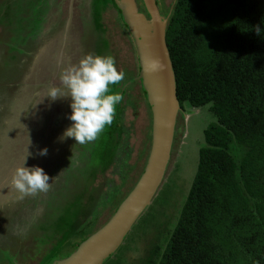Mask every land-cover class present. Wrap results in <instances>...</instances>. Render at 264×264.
<instances>
[{
  "label": "trees",
  "instance_id": "16d2710c",
  "mask_svg": "<svg viewBox=\"0 0 264 264\" xmlns=\"http://www.w3.org/2000/svg\"><path fill=\"white\" fill-rule=\"evenodd\" d=\"M0 5L7 33L29 38L41 29L46 9L29 0ZM94 7L98 53L111 56L102 13L113 8L123 20L121 10L114 0H95ZM140 8L149 17L144 4ZM160 13L168 17L165 41L181 108L210 105L216 121L204 130L198 166L168 239L147 244L142 259L136 255L125 264H264V0H175L170 14ZM12 40L14 51L18 41ZM122 104L92 142L83 169L71 172L66 201L54 211L47 207L41 233L32 234L41 251L68 246L39 264L67 257L96 231H87V217L99 196L105 200L95 186L99 175L121 165Z\"/></svg>",
  "mask_w": 264,
  "mask_h": 264
},
{
  "label": "rangeland",
  "instance_id": "374dc122",
  "mask_svg": "<svg viewBox=\"0 0 264 264\" xmlns=\"http://www.w3.org/2000/svg\"><path fill=\"white\" fill-rule=\"evenodd\" d=\"M136 1L140 7L142 0ZM156 1L161 12L171 13L175 0ZM103 21L116 55L117 68L124 72V81L131 80L137 76L139 70L134 40L114 9L104 14ZM62 36L63 33L56 39L40 42L26 59V66L22 65L23 71L19 69L20 73L24 72L20 81L23 84L20 87L16 84V88L10 90L9 98H0V264L6 257L11 259L22 254L23 258L28 256L30 259L20 264H39L47 258V254H61L68 247L64 246L57 251L53 246L46 251L36 247L33 235L41 233L38 227L44 221L41 219L42 215L39 217L41 220L34 223L32 242L22 245V249L15 248L18 243L28 241L27 232L24 230V226L28 225L24 219L29 209L26 207H41L44 214L47 207L54 211L56 206L60 205V200L66 201L65 192L72 184L69 180L72 179L71 172L80 173L88 157L90 158L86 151L93 148L92 142L77 145L72 138L63 141L58 139L62 130L71 123L66 118L70 111L69 98L52 100L46 96L47 90L53 86L59 88L61 94L67 95V89L60 83L59 73L69 63L75 64L83 55L78 53L76 42L72 41L70 36L67 41ZM5 37H8L7 34ZM10 37L18 41L14 43L16 48L12 51L17 58L22 54L21 46H30V39L25 38L21 32L11 34ZM8 40L12 41L10 38ZM10 66L11 62L6 64V69L0 68V91L8 84L10 75L8 76L7 72ZM32 67L39 68V72L31 70ZM13 72L15 71L11 70L9 74ZM127 96L121 120V165L116 170L112 166L107 172L99 175L95 182V186L101 187L100 195L102 194L105 200L99 196L94 211L87 217V221L90 220L86 227L89 232L97 230L109 219L117 202L135 185L144 170L150 150L151 106L139 81L129 85ZM209 106L192 107L186 103L181 108L177 116L171 158L162 183L151 204L145 208L120 246L104 264H125L136 255L142 259L145 254L142 247L147 244H160L168 239L198 166L199 148L204 144V130L211 122L216 121V116ZM42 147H47V155H35ZM27 150L33 155L26 157L25 166H41L48 173L51 183L46 192L18 199L19 193L12 188L11 177L14 169L22 165ZM61 170L63 172L59 174ZM52 177L54 178L51 181ZM14 230H22L21 232L26 234H20L22 239L13 241ZM9 250L13 252L10 253Z\"/></svg>",
  "mask_w": 264,
  "mask_h": 264
},
{
  "label": "water",
  "instance_id": "95a60500",
  "mask_svg": "<svg viewBox=\"0 0 264 264\" xmlns=\"http://www.w3.org/2000/svg\"><path fill=\"white\" fill-rule=\"evenodd\" d=\"M136 46L142 82L151 106V145L144 170L115 212L67 257L53 264H102L121 244L132 225L151 204L159 189L174 141L181 106L172 62L165 41L168 17L163 18L156 0H114Z\"/></svg>",
  "mask_w": 264,
  "mask_h": 264
},
{
  "label": "clouds",
  "instance_id": "9594fccd",
  "mask_svg": "<svg viewBox=\"0 0 264 264\" xmlns=\"http://www.w3.org/2000/svg\"><path fill=\"white\" fill-rule=\"evenodd\" d=\"M59 80L67 89V95L61 94L55 86L46 94L52 100L69 98L70 111L66 118L71 123L58 139L72 138L77 145L95 141L103 129L111 125L116 106L123 99L113 86L118 87L124 80V72L117 70L111 56L86 52L75 64L69 63L60 71ZM47 152V147H42L35 155L46 156ZM30 155L33 153L27 150L22 165L14 169L11 177V186L19 193L18 199L46 192L50 187V177L41 166H25L26 157Z\"/></svg>",
  "mask_w": 264,
  "mask_h": 264
},
{
  "label": "flooded vegetation",
  "instance_id": "af4514ba",
  "mask_svg": "<svg viewBox=\"0 0 264 264\" xmlns=\"http://www.w3.org/2000/svg\"><path fill=\"white\" fill-rule=\"evenodd\" d=\"M29 1L30 3L34 4L35 8L37 7V9H41V11L46 9V14L41 29L37 33L29 37L30 46L25 47V53L21 54L24 55L25 57H22L18 53V55L20 56L16 58L15 56L16 54L14 52H13L14 54L12 53L13 51L11 50L12 47L8 46V44L10 45L12 43L13 37L10 38L12 40L10 42L8 39L13 32L11 31L7 33V29L3 25H0V68L2 69L6 67V64H9L11 62V66L10 68H8L9 70L7 72L8 76L10 75L8 79V84L2 87L0 91V98H9L11 94L10 90L16 88L14 87L16 86V84H18L19 87L21 84H23L22 82L20 83V81L24 76L23 75L24 72L20 73L19 69H22L21 72L23 71V67L26 66V59L30 56L31 51L34 50L36 46L43 40H50L52 38L56 39L58 35L63 33L62 36L63 39L66 38L67 41L70 36V38H72V41L76 42V46L79 54L82 55L86 52L99 54L98 50L101 45V41L99 40L97 35L98 33L96 31V21L93 19L94 10L96 8L94 7L95 0H29ZM111 9L113 8L105 10V12L102 13V16L104 17V14ZM101 21L104 24L103 18L101 19ZM6 34L8 37H5ZM13 34H15V32ZM106 36L110 43L109 51L111 52V56L114 59L115 62L114 65L117 67L116 55L112 50L111 40L108 36V32L106 33ZM3 40H7V42L9 43L3 42ZM138 64H139V60H138ZM11 70L15 72L9 74ZM31 70H33L36 73L39 72V68L32 67ZM117 70L119 69L117 68ZM139 71H140V66L137 76L139 75ZM137 76L133 77L131 80L128 81L123 80L118 86V88H120V92L123 97L122 115H123L124 107L126 105V98H128L127 89L129 85H131L135 81H139L141 83V87L143 91L142 82L139 79H137ZM16 94L17 96L19 95L18 92H16ZM91 149H88V152L86 151V153L90 155ZM61 172H63V170H61L59 173ZM26 208L29 209L27 210L28 212L27 215H24V219H26L28 225L24 226L25 228L24 230L27 232L28 241L25 242L26 241L25 240L24 242L22 241L18 243V246L15 247L17 249L18 248L22 249L21 247L22 245L32 242L31 240L33 234L32 231L35 230L34 223H36L39 220L38 218L43 215V210L41 209V207L38 208V206H34V207L30 206ZM33 211L35 212L31 213ZM21 231L22 230H14L15 236H13L14 237L13 241H17L18 238H21L20 234L23 235L26 234L24 233V231L23 232ZM9 251L10 253L13 252V251L11 252V250ZM23 257H24L23 254L21 256L16 255V258L12 257L11 259L9 257H6L7 259L4 258L1 264L2 263L10 264L9 262L11 260H13L14 264H20L30 259V257L28 256L26 258Z\"/></svg>",
  "mask_w": 264,
  "mask_h": 264
},
{
  "label": "crops",
  "instance_id": "0c3cea01",
  "mask_svg": "<svg viewBox=\"0 0 264 264\" xmlns=\"http://www.w3.org/2000/svg\"><path fill=\"white\" fill-rule=\"evenodd\" d=\"M57 115V114H56Z\"/></svg>",
  "mask_w": 264,
  "mask_h": 264
}]
</instances>
